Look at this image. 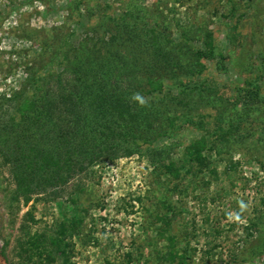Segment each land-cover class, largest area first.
<instances>
[{
  "label": "rangeland",
  "instance_id": "obj_1",
  "mask_svg": "<svg viewBox=\"0 0 264 264\" xmlns=\"http://www.w3.org/2000/svg\"><path fill=\"white\" fill-rule=\"evenodd\" d=\"M75 1L0 0V247L7 264H167L161 257L174 239L189 264H264V0ZM128 11L135 27L158 22L175 38L188 30L187 43L201 48L211 31L219 53L202 60V82L224 100L154 142L162 153H151L140 135L112 160L86 161L66 182L20 193L13 172L23 168L13 141L20 131L7 126L17 100L8 97L29 96L28 77L39 71L50 72L43 90L59 95L73 82L69 52L107 40ZM200 139L203 164L178 170L185 147ZM157 158L176 169L156 166ZM72 218L81 221L71 232Z\"/></svg>",
  "mask_w": 264,
  "mask_h": 264
},
{
  "label": "trees",
  "instance_id": "obj_2",
  "mask_svg": "<svg viewBox=\"0 0 264 264\" xmlns=\"http://www.w3.org/2000/svg\"><path fill=\"white\" fill-rule=\"evenodd\" d=\"M79 1L74 2L75 6ZM131 17L128 11L117 19V27L108 30L107 40L91 39V45L86 42L79 49L62 50V60L69 52L68 70L73 82L67 84L68 88L62 86L56 97L43 90L49 88L50 72L41 71L28 77L29 96L24 90L8 97L7 101L17 100L14 111L18 115L11 116L7 126L20 131L13 137L22 155L23 168L13 167L20 193L29 194L32 188L51 186L56 181L66 182L68 172L84 170L86 161L89 165H98L112 160L120 154L123 145L137 143L140 135L151 142V153H162V148L154 146V142L175 136L185 126L186 117L200 121L205 116L201 112L203 107L215 111L216 103L224 100L220 94L214 95L211 85L202 82V73L207 68L202 60L212 56L213 51L219 53L211 31L200 38L203 49L187 43L188 30L175 38L166 25L162 28L157 22L158 27L147 24L139 28L128 21ZM50 44L51 38L46 39L43 50ZM62 46L60 44L59 48ZM53 79L58 80L56 74ZM119 80L123 85H119ZM204 90L213 94L211 100L206 99ZM54 116L60 122L69 121L68 127H61ZM38 133L40 136L36 137ZM201 141H193L185 147V159L178 170L187 171L192 162L203 164L206 155L200 149ZM157 160L160 165L156 166H163L165 170L176 167L173 161L163 165ZM80 221L72 218L67 222L71 232ZM155 230L158 234L166 232L158 227ZM166 246L168 251L161 260L167 264H189L190 254L184 251L180 255V249L178 252L176 249L181 246L175 239L173 245ZM0 262L7 264L2 247ZM106 263L112 264L108 260Z\"/></svg>",
  "mask_w": 264,
  "mask_h": 264
}]
</instances>
